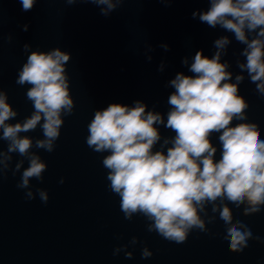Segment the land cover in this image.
Segmentation results:
<instances>
[{"label":"water","instance_id":"1","mask_svg":"<svg viewBox=\"0 0 264 264\" xmlns=\"http://www.w3.org/2000/svg\"><path fill=\"white\" fill-rule=\"evenodd\" d=\"M0 264H264V0H0Z\"/></svg>","mask_w":264,"mask_h":264}]
</instances>
